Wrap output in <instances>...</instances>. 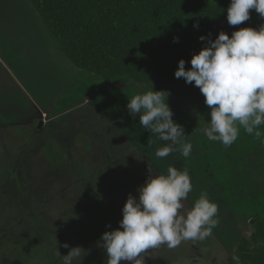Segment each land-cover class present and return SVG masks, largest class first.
I'll return each mask as SVG.
<instances>
[{"label":"rangeland","instance_id":"rangeland-1","mask_svg":"<svg viewBox=\"0 0 264 264\" xmlns=\"http://www.w3.org/2000/svg\"><path fill=\"white\" fill-rule=\"evenodd\" d=\"M45 40L57 49L31 0H0V264H63L76 246L85 250L82 264H106L100 237L118 227L128 195L138 196L149 168L159 172L139 142L151 133L126 108L153 87L110 86L85 72L84 81L50 80L55 58L44 57ZM59 53L67 63L61 71L76 68ZM56 87L62 98L52 117L26 122L25 112L52 100ZM77 88L84 102L72 107L83 96ZM153 90L169 93L172 118L193 146L189 157L172 154L187 166L179 169L191 171L185 207L206 192L218 206V224L203 241L149 250L146 264H228L239 239L251 234V219H264V125L259 137L241 128L225 147L202 131L209 109L194 84Z\"/></svg>","mask_w":264,"mask_h":264},{"label":"clouds","instance_id":"clouds-1","mask_svg":"<svg viewBox=\"0 0 264 264\" xmlns=\"http://www.w3.org/2000/svg\"><path fill=\"white\" fill-rule=\"evenodd\" d=\"M251 10L264 19V0H230L228 25L248 21ZM193 26L199 27L198 23ZM210 35L199 37L203 47L192 55L191 67L186 69V61L180 59L174 76L194 83L204 96L210 116V123L202 129L207 139L229 147L241 128L259 137V128L264 125V24L238 28L231 35L220 31L214 40ZM178 41L173 37V42ZM168 95L152 88L134 95L126 108L133 118L139 115L142 128L163 142L155 152L157 158L176 151L189 157L193 146L185 142L184 128L172 118ZM191 191L187 168L169 165L166 173L149 168L147 179L137 189L138 196L128 195L118 227L105 231L98 241L106 253V264H146L149 250L160 245L173 249L183 241H203L211 236L218 224V206L202 192L193 206L186 208L184 202ZM62 246L70 247L68 243ZM83 251L81 246L71 247L63 255V264L78 259L82 264ZM232 259L240 264L238 256Z\"/></svg>","mask_w":264,"mask_h":264},{"label":"trees","instance_id":"trees-1","mask_svg":"<svg viewBox=\"0 0 264 264\" xmlns=\"http://www.w3.org/2000/svg\"><path fill=\"white\" fill-rule=\"evenodd\" d=\"M57 48L80 70L110 83H186L175 78L178 61L190 68L203 47L201 35L215 39L241 27L264 24L250 19L229 26L230 0H31ZM198 23L199 27L193 25ZM178 37V42H173ZM228 264H264V219L254 217Z\"/></svg>","mask_w":264,"mask_h":264},{"label":"crops","instance_id":"crops-1","mask_svg":"<svg viewBox=\"0 0 264 264\" xmlns=\"http://www.w3.org/2000/svg\"><path fill=\"white\" fill-rule=\"evenodd\" d=\"M45 42L48 45L45 47V49L43 51L44 57H46V60H49V58H51V57L55 58V60L54 59H52L51 61L49 60L50 64L53 65V67H54L53 69L55 70V73L52 76V79H50V80H55V79L59 80V79H63V78H68V82H71L72 81L71 77H75L76 79H79L80 81H84V77L82 75V74H84L83 73L84 71H82V70L77 71V69H79V68H77L70 60L69 61L77 69L76 68L71 69V70L66 69L65 71H61L59 69L60 65L65 66L67 63L62 65V61L58 59L61 56L59 53L60 50L58 48L57 49L59 51L57 49H55L54 45L51 44V42L49 40H48V42L45 40ZM54 51L56 53H54ZM60 58H62V57H60ZM67 67H69V65H67ZM59 70H60V72H59ZM57 72H59V73H57ZM87 74H89V73H87ZM70 79H71V81H69ZM106 82H107V84H110V86L120 87V88H124V89H140V88L145 87V86H151L153 88L164 87V88L179 89L180 87H184L185 85L190 86V84L182 83V82L181 83H169V84H164V83H110L108 81H106ZM75 92H76V96H78V95H83V96H80L79 98H77L74 101V104L72 107L79 105V104H82L84 102V90L81 92V90L79 88H77ZM51 94H52V97L54 96V98L52 100L50 99L48 101H43L40 105L36 104V108H35L34 113L32 111H31V113L25 112L23 117H24V119H26V122L34 123L35 121H40V119H42V118L44 119L46 117L47 118L52 117L50 115L53 113V109H54L55 105H57V102L59 101V97H60V99L62 98V92L58 91V88L56 87L55 90L53 92H51ZM145 137L139 139L140 145L144 146V149L146 148V151L150 152V158L153 159L152 161L154 162L155 166L158 168L157 171L166 173L169 165H173L178 169L182 168V167H187L185 165V162L180 160L178 158V156H176V154L172 155L173 153H176V152L179 153V151L173 152L172 154H170L168 157H165V158H157L155 156V152L159 147L163 146V142L158 141L156 139V137L152 134H151V136H149V134H148V136H145ZM189 173H191L190 170H189Z\"/></svg>","mask_w":264,"mask_h":264}]
</instances>
